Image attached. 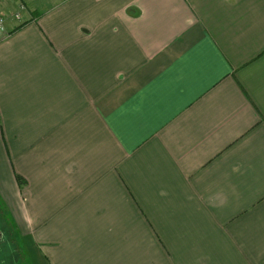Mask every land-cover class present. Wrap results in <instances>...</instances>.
<instances>
[{
	"label": "crops",
	"instance_id": "crops-1",
	"mask_svg": "<svg viewBox=\"0 0 264 264\" xmlns=\"http://www.w3.org/2000/svg\"><path fill=\"white\" fill-rule=\"evenodd\" d=\"M43 1L24 26L0 2V194L29 252L264 264V0Z\"/></svg>",
	"mask_w": 264,
	"mask_h": 264
},
{
	"label": "rangeland",
	"instance_id": "rangeland-1",
	"mask_svg": "<svg viewBox=\"0 0 264 264\" xmlns=\"http://www.w3.org/2000/svg\"><path fill=\"white\" fill-rule=\"evenodd\" d=\"M3 0H0L2 2ZM16 1L15 5L18 7L16 14L19 11V4L23 3L26 5V11L22 14V20L18 22H23L24 14L28 12V8L31 6L32 8L40 11L42 9L43 0H12ZM47 3L43 5V8H47L52 3H57L60 0H45ZM8 3V10L13 11L14 5H12L11 0H6ZM16 10V8H15ZM31 11V10H30ZM14 18V15H13ZM26 25L25 22L22 23L21 26ZM20 26V27H21ZM7 29V23H6ZM9 34L7 29V35ZM5 39V37H4ZM18 184L21 188H23L26 184L22 181L20 177L17 176ZM19 182H22L20 184ZM16 215L12 212L11 205L7 202L2 195L0 194V233H2L0 240V264H6L11 260L13 263L11 264H44L42 258H40V253L38 250L36 251L34 248L28 250L27 245L29 244L28 238L26 239V235H22L19 232L21 231L19 227L18 221L15 219ZM33 247V246H32Z\"/></svg>",
	"mask_w": 264,
	"mask_h": 264
},
{
	"label": "built area",
	"instance_id": "built-area-1",
	"mask_svg": "<svg viewBox=\"0 0 264 264\" xmlns=\"http://www.w3.org/2000/svg\"><path fill=\"white\" fill-rule=\"evenodd\" d=\"M26 5L21 3L19 4V11L14 14V19L16 21L22 20V14L26 11ZM6 18L0 14V41L4 39L5 36H7V29H6Z\"/></svg>",
	"mask_w": 264,
	"mask_h": 264
},
{
	"label": "flooded vegetation",
	"instance_id": "flooded-vegetation-1",
	"mask_svg": "<svg viewBox=\"0 0 264 264\" xmlns=\"http://www.w3.org/2000/svg\"><path fill=\"white\" fill-rule=\"evenodd\" d=\"M1 236H2V233H0V240H1ZM13 263L11 260H9V262H7L6 264H11Z\"/></svg>",
	"mask_w": 264,
	"mask_h": 264
},
{
	"label": "trees",
	"instance_id": "trees-1",
	"mask_svg": "<svg viewBox=\"0 0 264 264\" xmlns=\"http://www.w3.org/2000/svg\"><path fill=\"white\" fill-rule=\"evenodd\" d=\"M20 184H22V182H19ZM34 264V263H33Z\"/></svg>",
	"mask_w": 264,
	"mask_h": 264
}]
</instances>
